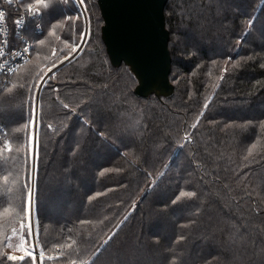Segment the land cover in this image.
<instances>
[{
    "label": "trees",
    "instance_id": "16d2710c",
    "mask_svg": "<svg viewBox=\"0 0 264 264\" xmlns=\"http://www.w3.org/2000/svg\"><path fill=\"white\" fill-rule=\"evenodd\" d=\"M49 2L41 31L27 30L32 50L47 39L33 72L0 89V142L25 145L37 68L50 45L81 33L80 16L52 27L77 15L72 0ZM87 5L90 40L37 98L43 264H264V0H168L174 91L147 98L134 95L126 65L112 67L96 0ZM27 166V153H0L5 235V210L17 203L14 219L22 216ZM0 264H12L1 249Z\"/></svg>",
    "mask_w": 264,
    "mask_h": 264
},
{
    "label": "water",
    "instance_id": "95a60500",
    "mask_svg": "<svg viewBox=\"0 0 264 264\" xmlns=\"http://www.w3.org/2000/svg\"><path fill=\"white\" fill-rule=\"evenodd\" d=\"M168 0H96L103 24L101 41L112 67L126 65L137 81L134 95L147 98L171 97L174 87L170 82L171 56L168 48L169 32L165 25L164 9ZM48 71L42 85L54 71ZM37 115V114H36ZM33 151V190L37 157V129ZM32 190V191H33ZM33 203V193L31 196Z\"/></svg>",
    "mask_w": 264,
    "mask_h": 264
},
{
    "label": "rangeland",
    "instance_id": "374dc122",
    "mask_svg": "<svg viewBox=\"0 0 264 264\" xmlns=\"http://www.w3.org/2000/svg\"><path fill=\"white\" fill-rule=\"evenodd\" d=\"M74 5H75V9L77 11V14L79 13V16L81 18L82 21V30L81 33H84V38L81 39L80 35L78 37L77 40H72L70 41V43H65L64 41H58V39L56 38V41H58V44H61L63 46H59V45H55L52 46L50 45L49 47V51L48 54L46 55V57H44V62L37 68L38 73L40 74L38 77V82L37 85L35 86V91H34V103H33V112L31 113V118L28 121V136H27V140L25 145H20L19 143H13L10 144L7 140H4L2 142H0V149H2L3 151L0 153H9V155L11 153H27L28 156V166H27V170L25 171V191H24V202H23V208H22V216L19 219H14V217H16V212H17V208H18V204L15 203L13 205H11L8 210H5L4 215L5 218L3 219H7L8 217L11 218V222H12V227L9 231H7L6 235L4 234V230L1 228V232H0V249L3 251V253L6 255V259L7 256L10 254H14L16 256H20L23 253H21L20 251H17L15 249V245H17L19 243V239L18 236H13V230H15L17 233H19L20 231V224L21 222H24L25 224H27V214L25 212V208L26 206L29 205V200H30V215H31V221H32V231H33V237H32V242H35L37 240V221H36V215H35V207L34 205L31 204V196L32 193H34L33 190V165H32V161H33V150H32V140L34 136V131L35 129H37V148H38V95H39V87H40V83L41 80L40 77L43 76V78L45 77V75L47 74V72L49 71V69H52L53 67L59 65L62 61H65L67 59H70L67 63H65L64 65H62L61 67H59L56 71H54L50 76H48L47 79H49L51 76H53L60 68H62L63 66L69 64L70 62H72L75 58H77L82 50L84 49V46L87 42V40H90L91 36V28H90V22H89V12H88V5H87V0H84L83 4H81L82 6V13L80 12V10L77 8L75 0H72ZM28 2V3H27ZM32 3L33 5H35L33 3V0H22L21 1V6L24 8L25 6H27L28 4ZM36 6V5H35ZM96 18V23L95 26L96 28H98V26L101 24V20L100 17L95 15ZM40 23V20H39ZM41 25V24H40ZM80 33V34H81ZM41 40H47V39H41ZM97 40V39H95ZM55 41V42H56ZM47 45H49V43H46ZM74 44L79 45V47H77L75 52H72V54L69 56L68 53L71 52L72 47ZM42 44L39 43H34L33 44V50L31 49L32 53L30 55L29 60L23 64L22 66H20L17 71H15L12 75L8 76V77H3L0 78V89L3 87V85L9 81L10 79H12L13 77H15L17 74H19V72H21L22 70H27V69H31V73L34 70V65H32V61H33V56L36 55L37 50L41 47ZM65 57H67V59H65ZM39 64V62H38ZM30 65V67H29ZM29 67V68H28ZM36 68V66H35ZM122 70H120V76H124L126 75L129 79V81H131V85L133 84V78L132 76H130V74L128 73V71L126 70L125 67L121 68ZM175 77V81L177 82L181 77L182 74L176 72L175 70L172 73L171 78ZM46 79V80H47ZM37 114V115H36ZM33 121L35 122L33 124ZM10 145L11 147V151L8 150V146ZM37 153H38V149H37ZM37 159V157H36ZM13 162L15 164L16 161L13 160ZM14 173H15V177H16V172H18L15 168H13ZM36 173V172H35ZM36 175V174H35ZM34 183H35V179H34ZM33 190V191H32ZM23 192V189L18 188V192L17 195H21ZM34 203V200H33ZM13 218V219H12ZM4 221V220H3ZM27 228L25 227L24 229V236L25 238H27ZM12 236V240L11 243L13 245V247H8V243H9V237ZM40 246L38 244L37 248H36V264H40ZM28 259L31 264H32V257L30 256H26L24 259ZM8 260V259H7ZM12 264H20L22 261L21 260H17L15 262L10 261ZM53 264V263H50ZM58 264V263H56Z\"/></svg>",
    "mask_w": 264,
    "mask_h": 264
},
{
    "label": "built area",
    "instance_id": "2783aa9c",
    "mask_svg": "<svg viewBox=\"0 0 264 264\" xmlns=\"http://www.w3.org/2000/svg\"><path fill=\"white\" fill-rule=\"evenodd\" d=\"M21 1L0 0V11L5 13L3 20H0V47L4 50V54L0 56V78L12 75L29 60L31 55V42L27 34L29 24H34V33L41 31L39 17L28 18L31 16L27 12L28 5L23 8ZM75 3L82 13L81 4L76 0ZM24 49L28 51L25 52Z\"/></svg>",
    "mask_w": 264,
    "mask_h": 264
},
{
    "label": "snow or ice",
    "instance_id": "6c2138e0",
    "mask_svg": "<svg viewBox=\"0 0 264 264\" xmlns=\"http://www.w3.org/2000/svg\"><path fill=\"white\" fill-rule=\"evenodd\" d=\"M64 2L67 3L68 0H64ZM76 2L78 4H83L84 0H76ZM33 3L36 5L35 7H33L32 3L28 4V6H27V12L29 14H31V16L28 17V18H32V17H40V18H42L46 14V12L51 7L54 6V3H50L49 0H33ZM4 16H5V13L3 11H0V20H3ZM78 16H79V13L76 16L65 15V16L62 17L61 21H56L52 25V27L54 28L56 26V24L61 23L63 20L76 19V18H78ZM17 23L19 24L20 21H17ZM50 34H52V33L50 32ZM80 37H81V39L84 38V33L83 32L80 34ZM37 43L43 44L44 40H39ZM65 43H67V41ZM77 47H79V45L74 44L73 47H72L71 52H69L68 55L70 56L72 54V52H75ZM24 51L27 52L28 49H24ZM3 54H4L3 47H0V56H2ZM65 59H67V57H65ZM49 71H51V69H49ZM40 79L42 80L43 76H41ZM64 107L68 108V105L64 104ZM34 123L35 122L33 121V124ZM8 150L11 151L10 145L8 146ZM2 151L3 150L0 149V152H2ZM34 153H35V145H34ZM180 195L181 196H185L186 195V196L191 197V196H194L195 193L194 192H186V193L185 192H181ZM25 212L27 214V224H25L24 222H21L19 233H17L15 230H13V236H18V239H19V243L17 245H15V249L17 251H20L23 254L20 255V256H16L14 254H10V255L7 256V259L9 261H13V262H15L17 260L23 261L26 256H30V257H32V264H36V248H37L39 242H38V239L35 242H32L33 231H32V221H31V215H30V200H29V205L26 206V208H25ZM25 227L27 228V233H28L27 238H25V236H24ZM12 238H13L12 236H10L8 238L9 239L8 247H13V245L11 243ZM57 247H59V246H57ZM39 255H40V264H43V261L45 259V252H44L42 247L40 248ZM56 258H58V256L57 257H48L49 260L56 259Z\"/></svg>",
    "mask_w": 264,
    "mask_h": 264
},
{
    "label": "bare ground",
    "instance_id": "6f19581e",
    "mask_svg": "<svg viewBox=\"0 0 264 264\" xmlns=\"http://www.w3.org/2000/svg\"><path fill=\"white\" fill-rule=\"evenodd\" d=\"M32 150L34 151V145H36V140H35V137H33V140H32Z\"/></svg>",
    "mask_w": 264,
    "mask_h": 264
}]
</instances>
